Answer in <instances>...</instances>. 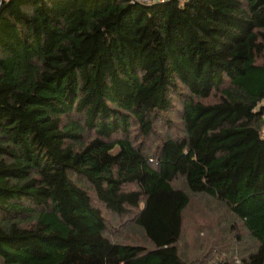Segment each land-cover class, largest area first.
<instances>
[{"label":"trees","instance_id":"1","mask_svg":"<svg viewBox=\"0 0 264 264\" xmlns=\"http://www.w3.org/2000/svg\"><path fill=\"white\" fill-rule=\"evenodd\" d=\"M0 264H264V0H0Z\"/></svg>","mask_w":264,"mask_h":264},{"label":"rangeland","instance_id":"2","mask_svg":"<svg viewBox=\"0 0 264 264\" xmlns=\"http://www.w3.org/2000/svg\"><path fill=\"white\" fill-rule=\"evenodd\" d=\"M123 221V220H122ZM125 223H127V222H125ZM200 223H202V225H207V223L206 222H200ZM128 224V223H127ZM193 225L191 226V224H189L188 226H186V229H184V231L186 232V241H187V244L189 245V246H192V248L193 249H196L195 251H197L198 250V248H200L201 249V247H202V249L204 250L205 249V246H206V242H205V240H204V238L202 237V235H200V237L197 235V234H191V231H192V229H193ZM129 230V229H128ZM130 232V231H129ZM134 232V231H133ZM125 235H127V234H125ZM192 235H194L195 236V241H196V243H198V241H200V243L198 244V245H196L194 242H193V240L191 239V237H192ZM207 235V234H206ZM195 247V248H194ZM202 250V252H204ZM209 254V253H208ZM219 254V253H218ZM218 254H214L213 253V256H214V258H216L217 259V256H218ZM215 259V260H216Z\"/></svg>","mask_w":264,"mask_h":264}]
</instances>
